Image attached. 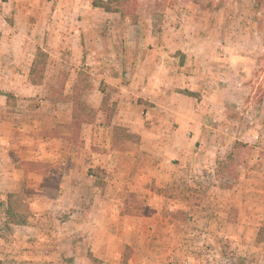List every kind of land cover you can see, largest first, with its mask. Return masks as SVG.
<instances>
[{
	"label": "rangeland",
	"instance_id": "1",
	"mask_svg": "<svg viewBox=\"0 0 264 264\" xmlns=\"http://www.w3.org/2000/svg\"><path fill=\"white\" fill-rule=\"evenodd\" d=\"M13 1L0 0V264H264V0L114 14L32 0L38 33L15 26Z\"/></svg>",
	"mask_w": 264,
	"mask_h": 264
},
{
	"label": "trees",
	"instance_id": "2",
	"mask_svg": "<svg viewBox=\"0 0 264 264\" xmlns=\"http://www.w3.org/2000/svg\"><path fill=\"white\" fill-rule=\"evenodd\" d=\"M90 1V5L93 8L96 9H100L101 11L105 12V13H110V14H114L117 12V8H122L123 6L126 5V3H129L130 0H89ZM125 11L122 13L124 14ZM45 54L40 50L37 49L36 50V54L35 57L33 59V62L31 64L30 70H29V79L31 80V82L34 85H39L41 83V75L44 71L45 68ZM180 94L187 96V97H191L192 94L186 92V91H182L180 92ZM74 116V115H73ZM79 116H74L73 117V121L76 123L79 120ZM126 137H131V135H126ZM240 145H235V147L233 148V150L237 149L236 147H238ZM6 221L8 224L14 225V226H25L26 224V219L24 216L20 215H15L12 212V209L10 206L7 207L6 210ZM264 234V230H261V232L259 231L258 233V239L260 241V237H262V235Z\"/></svg>",
	"mask_w": 264,
	"mask_h": 264
},
{
	"label": "crops",
	"instance_id": "3",
	"mask_svg": "<svg viewBox=\"0 0 264 264\" xmlns=\"http://www.w3.org/2000/svg\"><path fill=\"white\" fill-rule=\"evenodd\" d=\"M104 1V0H103ZM14 19H15V26H17V24H19L18 22H16V19L18 21V17H21L24 19L23 22V30L26 31H35L36 33L40 31L45 32V30H49L50 28L47 26H44L43 28H41V24L39 22H41V20H39L38 18L36 19V22H34L33 24L29 21L28 18V14L30 12H32L31 10H33V3L32 0H14ZM32 2V3H30ZM29 8H31V10H29ZM41 14H43V12H41ZM60 15V14H59ZM58 15V16H59ZM41 19H43L42 15H41ZM16 28V27H15ZM41 28V29H40ZM18 31L20 30V32L22 31V29H20V27L17 28ZM149 76H145L146 81L148 82V84H143L142 87V97L144 99L148 100V103L150 104H154L155 106H159V100L161 99L159 97V95H156L155 92H159L161 94L162 92V86L159 85V83H156L155 80H153L152 78H148ZM164 93V92H162ZM161 106V105H160Z\"/></svg>",
	"mask_w": 264,
	"mask_h": 264
}]
</instances>
